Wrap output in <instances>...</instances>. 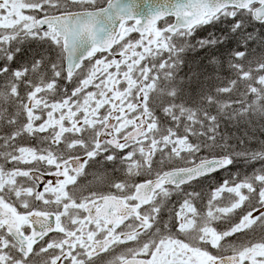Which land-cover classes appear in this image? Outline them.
<instances>
[{
  "label": "snow or ice",
  "instance_id": "6c2138e0",
  "mask_svg": "<svg viewBox=\"0 0 264 264\" xmlns=\"http://www.w3.org/2000/svg\"><path fill=\"white\" fill-rule=\"evenodd\" d=\"M0 264H264V0H0Z\"/></svg>",
  "mask_w": 264,
  "mask_h": 264
}]
</instances>
